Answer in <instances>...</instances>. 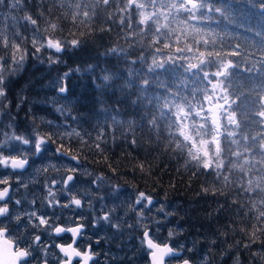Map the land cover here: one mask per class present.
Returning <instances> with one entry per match:
<instances>
[{
	"label": "snow or ice",
	"instance_id": "obj_1",
	"mask_svg": "<svg viewBox=\"0 0 264 264\" xmlns=\"http://www.w3.org/2000/svg\"><path fill=\"white\" fill-rule=\"evenodd\" d=\"M253 5L264 10V0ZM225 11L213 0H0V264H100L93 243L123 237L125 230L139 233L118 245L124 251L138 240L128 264H135L137 252L149 264H179L185 251H193L173 246L171 229L161 239L160 226L174 213L152 194L136 191L121 199L125 191L113 182L116 168L109 163L111 175H105L85 167L84 149L107 163V145L117 141L134 148L166 141L165 149L184 159L193 176L205 178L203 194L224 198L220 210L232 215L228 229L246 238L223 255L257 244L253 256L264 253V32L248 41L202 26ZM113 32L116 39L102 55L117 59L116 70L90 63L84 71L100 93L128 97L140 109L137 116L125 117L119 107L99 101L92 130L84 129L85 118L71 110L69 84L81 72L77 66L48 83L56 96L45 103L62 120L38 118L29 108L21 130L8 97L29 59L50 69L67 66L66 55ZM165 73L175 79L162 78ZM240 73L249 84L238 82ZM25 100L21 96L16 109ZM136 167L145 171L144 163ZM152 212L163 215H146ZM129 214L135 223L128 222ZM64 234L70 243L57 242ZM105 259L116 260L111 248ZM202 264H212L211 251Z\"/></svg>",
	"mask_w": 264,
	"mask_h": 264
},
{
	"label": "trees",
	"instance_id": "obj_2",
	"mask_svg": "<svg viewBox=\"0 0 264 264\" xmlns=\"http://www.w3.org/2000/svg\"><path fill=\"white\" fill-rule=\"evenodd\" d=\"M213 2L216 7L226 11L225 14L215 12L210 21H202L205 29L229 32L248 41L258 40L256 34L259 31L264 32V10L259 5H253L258 4V0H213ZM39 3L40 0H31L32 5ZM48 7L52 8V5L49 4ZM31 10L33 13L40 11L37 7H32ZM115 39V32L105 33L94 41L89 39L83 50L64 57L67 66L61 64L50 69L46 64H38L30 58L22 74L10 84L8 97L13 102L12 114L16 115L18 112L17 120L21 124V130L28 124L25 117L29 108L38 118L44 117L57 122L62 120L52 106L45 103L47 99L56 96V92L48 87V83L68 68L77 66L81 68V72L74 73L69 84L71 110L73 115L79 113L85 118L82 123L84 129L92 130L97 118L94 110L100 106L99 101H103L105 107H119L125 117H136L140 109L131 105L128 97L118 91L100 93L93 85L92 75L84 71L90 63H98L100 68L107 66L116 70L117 59L102 55ZM120 43L123 44V40ZM99 71L98 68L96 75H99ZM162 78L169 81L175 79L171 73H165ZM238 82L249 84L248 75L240 73ZM21 96L26 97L25 103L20 109H16ZM37 123L39 124V119ZM43 131L47 129L43 128ZM165 143L166 141H163L159 147H156L155 144L149 145L145 141L142 147L134 148L119 141L116 144L109 142L105 153L108 157L107 163L102 156L94 155L87 149H84L82 155L87 157L85 164L96 174L103 172L105 175H111L108 168L110 163L116 168L114 183H119L134 192L146 191L157 201L164 203L168 212L174 213L167 220H171L183 231L181 237H178L179 242L183 243L185 249H193L192 252L185 251L186 258L193 264H202V258L208 256L210 251L212 264H235L237 256L239 264H264V253L257 257L253 256V253L261 247L259 244L249 250L240 247L233 249L228 255H223L224 250L230 245L236 244L237 241L246 242V238L228 229L232 215L226 208L220 210L224 198L210 193L203 194L201 187L205 178L193 176L191 170L184 166V159L167 151L164 147ZM139 163H144L145 171L141 172L136 167ZM225 231L228 235H221ZM213 240L216 241L214 245L211 243Z\"/></svg>",
	"mask_w": 264,
	"mask_h": 264
},
{
	"label": "rangeland",
	"instance_id": "obj_3",
	"mask_svg": "<svg viewBox=\"0 0 264 264\" xmlns=\"http://www.w3.org/2000/svg\"><path fill=\"white\" fill-rule=\"evenodd\" d=\"M60 103H65V102L64 101H60ZM5 123H7V120H5ZM85 167L89 171H91L94 174H96V172L94 170H92L88 165L85 164ZM48 175H56V173L55 172H50V173H48ZM43 178L44 177H43V174H42L41 175V179L43 180ZM88 179H89L88 177H81V180H85L86 181ZM85 186L86 185H84V184H81L80 185L81 188H83ZM124 191H125V196H122L121 199H124L128 194L135 193L134 191H132L131 189H128V188H124ZM157 202L158 203H161L159 201H157ZM162 204H164V203H162ZM166 210H167V207H166ZM146 215L152 216L154 218H160V217H162L163 214H159V216H157V214L155 212H152V213H146ZM128 222L129 223H135L134 218H131V214H129V220H128ZM164 222H165V220H164ZM124 227L126 229V225ZM170 229L173 230L174 233H175V236H174V238H172L171 243L173 244V246L179 247L182 244L179 242L178 237L176 236V231H175V229L173 227H170L169 226V228L167 227L165 230H163V231L161 230L160 233H159V235H160L161 239H166L167 238L168 231ZM100 235L101 236L107 235V236L111 237L112 236V233L111 232H108V233L101 232ZM130 235L133 236V237H138L139 233H130L127 230H125V234H124L123 237H120L118 239H110L109 242L116 243V245H117L116 247H118V245H120V243H121V240L127 242L129 240V236ZM93 239H95V237ZM133 245H135L136 247L134 248ZM138 247H139L138 240L137 239H132L131 242L127 243V246L125 247L124 251L129 252L130 255H131V253L133 251H136L138 249ZM112 256L115 257L116 255L113 254ZM137 256H138V259H136V261H135L136 264H149V258H148V256L146 254H142V253L137 252ZM116 261L117 260H115V263H116ZM100 264H103V262L101 260H100Z\"/></svg>",
	"mask_w": 264,
	"mask_h": 264
},
{
	"label": "bare ground",
	"instance_id": "obj_4",
	"mask_svg": "<svg viewBox=\"0 0 264 264\" xmlns=\"http://www.w3.org/2000/svg\"><path fill=\"white\" fill-rule=\"evenodd\" d=\"M173 227L176 231V236L177 237H181V234L183 233L182 229L177 227L171 220H165V222H163V224L160 226L161 230H165L167 227L169 228ZM95 239H93L94 241ZM183 245V243H181ZM116 243L114 242H105V241H101V243L99 245H96L95 243H93V248L94 251L99 252L100 253V260L103 262V264H109V261H107L105 259V253L109 252V249L111 248V255L115 254V258H116V263L115 261L112 262V264H128V261L126 259V257L128 255H130L129 252L127 251H120L118 247H116ZM136 264V263H135Z\"/></svg>",
	"mask_w": 264,
	"mask_h": 264
},
{
	"label": "flooded vegetation",
	"instance_id": "obj_5",
	"mask_svg": "<svg viewBox=\"0 0 264 264\" xmlns=\"http://www.w3.org/2000/svg\"><path fill=\"white\" fill-rule=\"evenodd\" d=\"M124 188H127V187H124ZM128 189H130V188H128ZM57 242H59V243H70L71 242L70 234H64L63 239L57 238Z\"/></svg>",
	"mask_w": 264,
	"mask_h": 264
},
{
	"label": "water",
	"instance_id": "obj_6",
	"mask_svg": "<svg viewBox=\"0 0 264 264\" xmlns=\"http://www.w3.org/2000/svg\"><path fill=\"white\" fill-rule=\"evenodd\" d=\"M179 264H182V262H181V263H179Z\"/></svg>",
	"mask_w": 264,
	"mask_h": 264
}]
</instances>
